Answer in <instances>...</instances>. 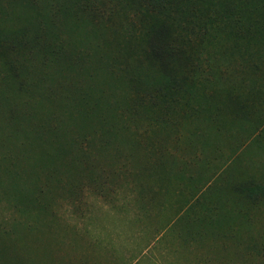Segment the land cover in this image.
Masks as SVG:
<instances>
[{
	"label": "rangeland",
	"instance_id": "rangeland-1",
	"mask_svg": "<svg viewBox=\"0 0 264 264\" xmlns=\"http://www.w3.org/2000/svg\"><path fill=\"white\" fill-rule=\"evenodd\" d=\"M213 2L0 0V264H264V0Z\"/></svg>",
	"mask_w": 264,
	"mask_h": 264
},
{
	"label": "trees",
	"instance_id": "trees-1",
	"mask_svg": "<svg viewBox=\"0 0 264 264\" xmlns=\"http://www.w3.org/2000/svg\"><path fill=\"white\" fill-rule=\"evenodd\" d=\"M150 2H153L155 4V9H157V11H160L161 13H166L168 15V12L172 9L173 7H175V12H179V9L177 8L179 5H185L187 8L190 5H197V4H208V5H213L214 4V0H149ZM227 1L229 3V5L232 4V8L231 11H233L232 13L229 12V14H227L230 19L233 18V20L237 19L236 23H240L239 21L241 20V16L240 14H243L242 12H236L235 10L240 11V9H248L249 11V15H247L249 18L248 20H250L252 18V13L255 11L254 10V6L251 2H253L254 0H248V2L246 0H224ZM245 2V3H244ZM169 18V17H168Z\"/></svg>",
	"mask_w": 264,
	"mask_h": 264
}]
</instances>
